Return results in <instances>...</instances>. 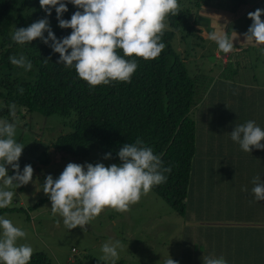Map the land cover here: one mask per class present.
I'll use <instances>...</instances> for the list:
<instances>
[{
    "label": "trees",
    "instance_id": "16d2710c",
    "mask_svg": "<svg viewBox=\"0 0 264 264\" xmlns=\"http://www.w3.org/2000/svg\"><path fill=\"white\" fill-rule=\"evenodd\" d=\"M219 1L222 0H178L177 15L169 14L164 21L166 27L162 42L166 47L161 54L152 60L126 57L136 59L138 63L131 82L114 81L92 88L78 77L75 68H66L57 63L60 59L59 53H55L41 38L23 45L11 39V34L16 28H26L42 18L49 20L50 27L58 39L70 35L73 31L71 28L59 26L55 8L52 9L51 16H48L41 8L39 0H0V119H8L17 124L16 118L13 121L9 111V105L14 103L16 117L22 118L25 115L23 110L29 116L37 113L46 119L57 117L62 126L66 127L52 142V150L46 147L40 150L41 143L30 145L27 150L29 158H20L18 161L21 172L28 164L39 163L41 167L49 165L50 154L57 155L58 159L87 157L94 148L101 151L104 161L121 164L119 150L124 144L134 143L139 137L153 149L154 154L161 156L165 167H171V172L166 174L167 182L153 186L151 190L169 203L177 213L186 214L190 180L196 168V153L200 140L189 113L211 89H214L213 77L197 72L190 75L189 58H194L193 53L197 52L198 47L205 50L211 45L216 46L215 42L204 38L202 32L208 34L224 27L225 31L232 35L240 30L237 24L241 16L231 23L238 9L223 7ZM63 2L67 3V0ZM229 2L231 6L237 3L235 0ZM67 7L68 11L63 14V19L66 20H70L75 11H82L71 3H67ZM47 35L45 32L44 36ZM197 39L204 40L205 43L193 42ZM233 42L234 45L242 46L236 39ZM182 43L184 48L181 49ZM243 49L245 48L240 47L237 53H233V48L226 54L224 64L227 65L235 59L242 63L238 60V55ZM117 52L123 56L121 49H117ZM20 54L32 62L30 71L13 66L9 61L10 56ZM46 58H49L47 63ZM232 85L235 94L236 85ZM19 88L24 89L23 94ZM219 95L220 92H217L212 100L215 101ZM225 101L221 99L217 107L213 111L210 110L207 119L208 128L216 126L218 134L223 132L221 126L225 125L220 121L222 117L219 114L227 112L225 121L233 126L245 123V117L251 118V115L247 116L240 108V103L245 102L243 94L239 107L232 103L226 104ZM252 119L257 118L252 116ZM23 138L21 133L16 140L20 143ZM38 150L40 151L35 154ZM108 153H111V158L105 159ZM211 153L212 158H219L215 150ZM224 156L225 152L220 157ZM211 163L212 160L207 163L208 167H212ZM203 167L201 164L200 168ZM8 174L15 175L12 167L8 169ZM41 202L43 200L39 199L30 209H35ZM14 209L16 207H6L0 209V213ZM18 209L26 211L21 207ZM29 264L51 262L45 253L35 252ZM112 264L121 263L117 260Z\"/></svg>",
    "mask_w": 264,
    "mask_h": 264
},
{
    "label": "clouds",
    "instance_id": "9594fccd",
    "mask_svg": "<svg viewBox=\"0 0 264 264\" xmlns=\"http://www.w3.org/2000/svg\"><path fill=\"white\" fill-rule=\"evenodd\" d=\"M40 6L51 16L55 8L61 28H71L70 35L58 39L47 18H42L26 28H16L11 39L20 45L37 38L59 53L57 63L66 68H75L78 77L90 87L110 84L114 81L131 82L138 68L136 59L157 58L166 44L162 42L165 18L177 15L178 0H67L78 9L70 20L63 19L68 11L63 0H39ZM264 9L249 12L253 22L244 33L246 44L264 45ZM47 32V37L44 33ZM235 35L222 30H213L207 38L215 42L218 51L230 53L234 48ZM117 49L123 51L119 55ZM71 50V51H69ZM49 58L45 59L47 63ZM13 66L30 71L32 62L23 54L10 56ZM21 94L24 89L19 88ZM13 121L16 118V105H9ZM17 125L8 119H0V209L10 206L15 192L9 190L27 185L33 179L32 165L20 170L18 161L24 145L15 139ZM231 139L245 152L253 147L264 150V130L253 120L237 124L230 133ZM121 164L105 166L103 163L86 165L69 163L60 176L54 179L47 175L42 190L49 196L53 215L59 214L69 229L83 227L105 208L127 212L130 205L139 202L142 194H147L153 186L167 182L171 167H165L160 155L154 154L151 147L137 137L134 143H126L118 152ZM111 153L105 156L110 159ZM11 165L15 175L8 174ZM86 169V170H85ZM251 193L256 201H264V181L259 175L252 179ZM247 192L245 187L242 189ZM26 237V232L14 226L13 222L0 216V264H29L33 248L28 244H18V239ZM120 241H106L102 246L101 258L104 261L118 257ZM203 264H227L223 256L207 255ZM164 264H179L172 258Z\"/></svg>",
    "mask_w": 264,
    "mask_h": 264
},
{
    "label": "rangeland",
    "instance_id": "374dc122",
    "mask_svg": "<svg viewBox=\"0 0 264 264\" xmlns=\"http://www.w3.org/2000/svg\"><path fill=\"white\" fill-rule=\"evenodd\" d=\"M238 2L232 6L229 0L225 2L222 0L220 3L223 7L238 9V12H235L236 17L231 20V23L241 16L238 18L237 25L240 30L237 32L236 40L241 42L242 46L234 45L235 50L233 53H237L240 47L245 48L238 55V60L242 63L237 62L235 59V61H229L227 65L224 64L226 54H221L222 52L218 51L216 44V46L211 45L205 50L198 47L197 52L193 53L194 58H189V62H191H188L190 75L197 72L213 77L212 83L214 85V89H211L189 113L195 123V130L199 135L198 139H200L196 160L201 161V159H204L208 162L211 160L214 162L216 157L212 158L211 151L215 150L216 147L219 152L227 150L226 157L230 156V150H236V148L224 146L217 140L221 133L228 135V130L236 126L225 121L227 112L219 114L222 117L220 121L225 125L221 126L223 132L218 135L216 126L209 129L207 121L210 110L213 111L221 99L226 100V104L230 105L232 103L239 107L241 94L239 93L237 96L233 94L232 83H235V89L241 91L244 96L245 102L240 103V108L247 116L251 115V118L248 116L249 119L245 117V121H254L252 116L264 120L262 116V113H264V45L246 44L243 35L253 22L249 19L248 13L254 12L258 8L264 9V0H243V2L239 0ZM262 15L261 19L263 20L264 14ZM201 35L207 38V32H202ZM193 42L205 43L204 40L198 39ZM180 48H184L183 43ZM230 74L231 76H229ZM237 77L238 79H236ZM217 92H220L219 98L213 101L212 99L215 98ZM22 112L25 113L22 118L16 117L17 132L15 137L16 139L18 134L21 133L24 137L20 142L25 146L20 158H29L28 147L36 143L37 145L41 143L40 150L45 147L52 150V142L57 135L63 133L66 129L62 126L61 120L57 117L46 119L37 113H32L29 116L25 111L22 110ZM258 121L261 120L255 121L257 125ZM207 139L210 142L205 147ZM202 141L204 142L201 143ZM40 150L36 151L35 154ZM50 156L49 165L42 167L39 163L32 165L34 173L30 183L18 188L14 185L13 188L9 189L15 192V196L12 204L8 207H16V209L0 213V216L11 220L14 226L26 232V237L18 239V244L30 245L33 248V253H45L51 264H112L117 260L121 264H164L170 258L177 261L182 249L180 232L178 231L180 225L187 222V216L177 213L169 203L167 204L152 190L146 195L142 194L139 202L130 205L127 212L105 208L99 216L94 217L87 225L78 226L75 229L67 228L59 214L53 215L50 198L42 190L47 175H52L54 179H57L69 163L81 165L103 163L105 166L115 163L104 161L98 148L90 151L87 157L58 159L55 154H50ZM226 157L220 158L221 163L225 164ZM10 167L11 165L7 166L8 169ZM38 168L39 170H37ZM39 199L43 202L39 203L35 209H30V206H33ZM225 205L227 204L225 203ZM218 206H220L217 209L219 211L218 215L222 214L226 219H237L243 225L250 219L246 212L244 214L233 213L234 217H229L231 212L228 208L223 204ZM20 207L26 211L19 210ZM205 214L206 212L202 213V216H206ZM224 217H221V219H224ZM109 240L113 242L118 240L121 242V246L117 249V258L104 261L101 259L104 255L101 249L103 244ZM92 259H95V261Z\"/></svg>",
    "mask_w": 264,
    "mask_h": 264
},
{
    "label": "crops",
    "instance_id": "0c3cea01",
    "mask_svg": "<svg viewBox=\"0 0 264 264\" xmlns=\"http://www.w3.org/2000/svg\"><path fill=\"white\" fill-rule=\"evenodd\" d=\"M236 91L235 96L241 92ZM256 120H261L258 126L264 130V120L259 117ZM232 131L229 129L228 135L224 133L217 138L224 146L236 148L229 151V157L224 156L225 164L221 163L220 156L227 150L219 152L217 147L215 153L219 158L210 164L212 167H208L207 160L197 159L187 196V222L178 231L182 246L177 257L179 264H203L202 258L213 254L223 256L227 264H264V201H256L251 193L253 177L259 175L264 181V150L253 147L251 153L243 151L231 139ZM209 141H205V147ZM245 187L247 192L242 190ZM219 204L228 208L229 217L246 212L250 219L244 225L237 219H226L218 215ZM204 212L207 217L202 216Z\"/></svg>",
    "mask_w": 264,
    "mask_h": 264
}]
</instances>
